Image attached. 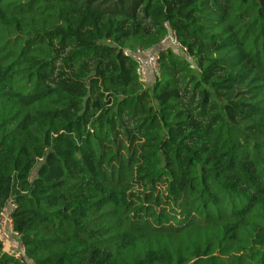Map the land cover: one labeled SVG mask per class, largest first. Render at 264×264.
Segmentation results:
<instances>
[{
	"label": "trees",
	"instance_id": "trees-1",
	"mask_svg": "<svg viewBox=\"0 0 264 264\" xmlns=\"http://www.w3.org/2000/svg\"><path fill=\"white\" fill-rule=\"evenodd\" d=\"M10 202L0 264H264V0H0Z\"/></svg>",
	"mask_w": 264,
	"mask_h": 264
},
{
	"label": "built area",
	"instance_id": "built-area-1",
	"mask_svg": "<svg viewBox=\"0 0 264 264\" xmlns=\"http://www.w3.org/2000/svg\"><path fill=\"white\" fill-rule=\"evenodd\" d=\"M171 43L173 46L180 48V44L177 41L175 35L173 33H168V35L163 39L162 45L165 43ZM125 55H128V52H124ZM140 55H145V61L148 66V69L152 74H157L159 72V56L158 51H149L147 53H139ZM147 70L144 67L142 63L138 65L137 73L140 76V79L142 81L147 80ZM15 204L13 202H10L1 212L0 214V249L5 247L7 242H9L12 239L19 240L18 233L14 230L13 222L11 213L12 210H14ZM19 244V243H18ZM21 244V243H20ZM25 249L24 246L21 244L20 251L12 252V253H6L9 256L15 258L16 260H22V256L24 255Z\"/></svg>",
	"mask_w": 264,
	"mask_h": 264
},
{
	"label": "rangeland",
	"instance_id": "rangeland-1",
	"mask_svg": "<svg viewBox=\"0 0 264 264\" xmlns=\"http://www.w3.org/2000/svg\"><path fill=\"white\" fill-rule=\"evenodd\" d=\"M144 57H145V55H140L139 56V59L141 60L142 64L144 65V67L148 71V73H149L148 76L151 77L152 74H151L150 70L148 69V66L146 64V61H145V58ZM20 246H21V244H20L19 240L12 239L9 242H7V244H6L5 247H3V248L0 249V254H2V253H8L9 254V253H12L13 251L14 252H16L18 250L20 251Z\"/></svg>",
	"mask_w": 264,
	"mask_h": 264
}]
</instances>
